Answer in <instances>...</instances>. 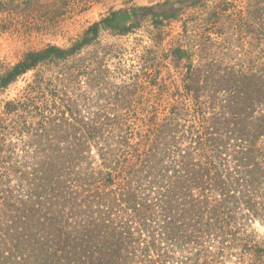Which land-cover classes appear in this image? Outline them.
Masks as SVG:
<instances>
[{
    "label": "trees",
    "instance_id": "trees-1",
    "mask_svg": "<svg viewBox=\"0 0 264 264\" xmlns=\"http://www.w3.org/2000/svg\"><path fill=\"white\" fill-rule=\"evenodd\" d=\"M207 1L111 12L70 48L30 51L1 72L0 93L61 66L0 113V264H216L238 244L242 256L254 252L248 228L264 223V64L188 66L166 112L160 100L139 112L146 87L136 76L109 102L97 79L111 71L81 56L101 26L125 35ZM249 12L264 18L261 4Z\"/></svg>",
    "mask_w": 264,
    "mask_h": 264
},
{
    "label": "rangeland",
    "instance_id": "rangeland-1",
    "mask_svg": "<svg viewBox=\"0 0 264 264\" xmlns=\"http://www.w3.org/2000/svg\"><path fill=\"white\" fill-rule=\"evenodd\" d=\"M258 1L208 0L196 8H185L176 20L160 25L150 19L142 21L138 28L125 35L101 26L98 38L83 47L81 56L94 57V69L111 71L109 77L97 79L101 85L104 83L102 87H107L102 99H113L115 87L123 81L131 83L136 76L140 86L146 87L137 94V110H145L142 103L147 100L151 101L149 105L160 100L164 103L158 106V111L166 112L168 104L180 98L177 89L170 86L181 87L187 81L188 66L203 70L243 67L251 71L264 64V18L256 21L249 12L257 4L264 6V0ZM164 2L179 4L178 0H0V74L30 51L48 46L70 48L83 39L93 24L100 23L111 12ZM178 48L186 56L176 62L173 52ZM57 66L60 65H43L2 91L0 113L5 103L20 96L36 76L47 81L53 79L59 70ZM142 72L148 76L142 77ZM82 80L84 92L86 78ZM247 235L252 241L253 253L242 256L238 249L241 244H238L232 251L234 256L216 264H264V223L251 224Z\"/></svg>",
    "mask_w": 264,
    "mask_h": 264
}]
</instances>
